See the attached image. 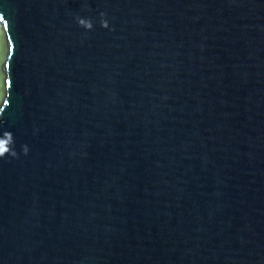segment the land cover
Here are the masks:
<instances>
[{
    "label": "water",
    "instance_id": "1",
    "mask_svg": "<svg viewBox=\"0 0 264 264\" xmlns=\"http://www.w3.org/2000/svg\"><path fill=\"white\" fill-rule=\"evenodd\" d=\"M0 15V264H264V0Z\"/></svg>",
    "mask_w": 264,
    "mask_h": 264
},
{
    "label": "snow or ice",
    "instance_id": "2",
    "mask_svg": "<svg viewBox=\"0 0 264 264\" xmlns=\"http://www.w3.org/2000/svg\"><path fill=\"white\" fill-rule=\"evenodd\" d=\"M0 19H4L3 15H0ZM5 27H8V21L5 19L4 20Z\"/></svg>",
    "mask_w": 264,
    "mask_h": 264
},
{
    "label": "clouds",
    "instance_id": "3",
    "mask_svg": "<svg viewBox=\"0 0 264 264\" xmlns=\"http://www.w3.org/2000/svg\"><path fill=\"white\" fill-rule=\"evenodd\" d=\"M81 22H83V21H81ZM89 26H91V25H89Z\"/></svg>",
    "mask_w": 264,
    "mask_h": 264
}]
</instances>
